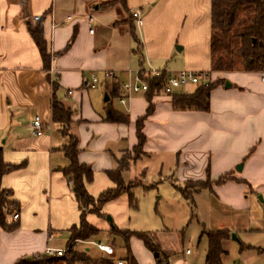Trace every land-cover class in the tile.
Listing matches in <instances>:
<instances>
[{
    "label": "crops",
    "instance_id": "crops-1",
    "mask_svg": "<svg viewBox=\"0 0 264 264\" xmlns=\"http://www.w3.org/2000/svg\"><path fill=\"white\" fill-rule=\"evenodd\" d=\"M110 1L0 0V148L6 163L20 165L0 181L2 188L11 190L10 200L18 205L14 212L18 214L16 228H0V264L42 253L47 246L66 248L68 229L78 223V204L60 170L68 163L61 150L68 138L60 132V125L51 121L53 93L71 110L69 133L78 139L79 162L93 170L86 189L96 197L114 187L106 171L115 168L120 156L137 143L135 123L148 106L145 91L131 94L120 103L123 82L135 77L145 81L154 77L152 71L165 76L182 69L206 73L211 81H228L230 86L223 82L210 91L208 111L178 109L172 106L169 95L160 91L152 95V111L142 126L143 152L130 161L122 179L129 182L139 178L141 182L148 169L143 157L159 156L155 167L159 179H169L176 188L208 179L209 187L193 193L207 191L219 204L238 211L249 208L254 199L264 201V71L210 70V0H125L126 8L119 3L105 4ZM134 10H140L141 25L130 19ZM34 15L41 18L50 54L47 70L28 31L27 22L35 23ZM106 70L115 78H104ZM91 73L100 78L94 89L87 86ZM97 88L111 96L107 100L97 94L91 96L89 90ZM113 98L120 108L113 105ZM108 105L127 114L128 123L105 121ZM35 116H39L43 129L38 136L31 128ZM131 168L139 172L127 180L125 174ZM223 175L230 178L216 184ZM104 205H128V197L122 193ZM99 219L104 220V216H86L88 223L108 233L110 223L102 224ZM121 226L116 227L125 229ZM226 230L229 235L230 230ZM96 242L106 243L96 235L75 241L73 248L91 257L97 250L111 257L113 264L117 260L130 264L125 257H115L113 244L106 243L114 249L112 255H106ZM133 242L141 249L133 248ZM129 248L134 264H158L159 259L162 264H183V259L191 264L188 257L193 253L189 248L186 254V247L181 250L182 257L172 260L171 252L160 243L155 255L135 236L130 237ZM250 249L264 251L239 242V253ZM225 253L223 248L221 264Z\"/></svg>",
    "mask_w": 264,
    "mask_h": 264
},
{
    "label": "trees",
    "instance_id": "trees-1",
    "mask_svg": "<svg viewBox=\"0 0 264 264\" xmlns=\"http://www.w3.org/2000/svg\"><path fill=\"white\" fill-rule=\"evenodd\" d=\"M119 3L126 8L125 0H112L105 4ZM49 12V11H48ZM130 19H133L130 15ZM28 31L32 37L42 59V67L47 70L49 68L50 54L47 50V44L43 37V28L41 18L32 24L27 22ZM133 33V32H132ZM73 37L68 42L71 43ZM210 70L214 72L225 71H264V0H210ZM238 65V66H237ZM164 79L162 74L159 77L147 78L148 106L143 116L139 117L135 123V133L137 143L131 150L126 151L129 154L135 152V156L120 157L116 167L106 171L107 176L114 182V187L101 191L96 197L90 195L86 189V183L93 178V170L90 165L80 163L78 160V139L76 135L69 133L71 124V110L56 98L54 93L50 101V117L51 121L60 125V132L67 136L68 141L61 148L68 163L60 170L70 182L71 190L78 204L79 219L78 223L72 225L69 229V239L65 251L61 256L40 255L38 259L34 256L18 259L13 264H57L64 262L71 264L81 262L86 264H113L111 257H91L85 251H77L73 248V243L77 240H89L98 235L100 230L88 223L86 216L89 213L103 217L102 212L104 203L125 193L128 197V207L136 208L137 201L133 195L132 189L139 185L133 183L126 189V184L122 179V173L129 167L131 160L136 159L142 154L145 135L142 132L143 121L152 111L151 97L159 93V88ZM224 79H216L211 81L209 75L203 73L199 82L195 84L192 92L175 91L169 96L171 104L178 109H196L201 111L209 110L210 91L217 85L222 84ZM115 88V84L112 85ZM55 91V85H53ZM111 96V93L108 94ZM110 99V97H109ZM108 103V102H107ZM104 120L116 123H128V115L114 110L111 106H107L104 113ZM20 165L9 164L3 160L2 149L0 148V181L2 176L10 172ZM228 175L218 178L215 183L220 184L228 180ZM132 181H139L136 178ZM209 187L210 180H205ZM201 184L202 181L187 182ZM184 185V186H185ZM183 186V187H184ZM183 187H179L181 194L188 198ZM200 187V188H202ZM199 189V188H198ZM11 190L1 187L0 184V228L11 231L17 226L13 213L18 210L16 202L10 200ZM190 198V197H189ZM110 235L115 238L119 237L125 247V258L134 264V258L130 252L129 239L132 236L140 239L145 247L152 253H157L159 243L155 236L149 232L134 231L130 229H119L114 224L109 229ZM207 238V247L205 252V264H221V255L223 253L222 240L228 238L226 229H214L202 231ZM162 260H158V264H162Z\"/></svg>",
    "mask_w": 264,
    "mask_h": 264
},
{
    "label": "rangeland",
    "instance_id": "rangeland-1",
    "mask_svg": "<svg viewBox=\"0 0 264 264\" xmlns=\"http://www.w3.org/2000/svg\"><path fill=\"white\" fill-rule=\"evenodd\" d=\"M238 66V65H237ZM194 84H187L181 88L184 92H191ZM90 95L99 96L102 100L105 95L100 88L89 90ZM112 103L120 108L121 104L113 98ZM135 156V152L129 154L123 153L120 157ZM159 156L151 158L143 157L147 162L148 169L143 180L131 181L126 184H139L132 189L136 198V208H129L128 205H104L102 212L105 213L104 220L109 222L106 217L112 218V223L116 226L124 227L134 231L149 232L157 238L161 246L171 252L172 260L182 257L181 250L186 247L191 248L193 253L188 257L191 264H203L204 251L207 247V238L202 231L226 228L230 230L228 239L225 240L223 248L226 250L222 258L223 264H264V251L259 253L257 249L242 251L239 253V242H245L255 246H260L264 250V201L253 200V205L244 210L230 209L219 202L207 191L194 194L193 191L206 185L205 181L201 184L188 183L183 188L188 198H185L180 190L172 185L169 179L158 177L156 159ZM163 172H166L167 163L164 164ZM139 170L133 172L131 168L129 173L125 174L128 180L137 176ZM104 208L107 210L105 211ZM100 232L98 238H101L108 244H113L115 248V257H125V247L119 237H113L98 227ZM108 235L112 237L108 241ZM234 235V237L232 236ZM81 246H79L80 248ZM91 249L93 245H89ZM137 251L141 249L140 245L132 244ZM65 249V247H62ZM244 253V254H242ZM91 255L94 257H105L97 250H93ZM57 264H66L60 262ZM75 264V263H71Z\"/></svg>",
    "mask_w": 264,
    "mask_h": 264
},
{
    "label": "built area",
    "instance_id": "built-area-1",
    "mask_svg": "<svg viewBox=\"0 0 264 264\" xmlns=\"http://www.w3.org/2000/svg\"><path fill=\"white\" fill-rule=\"evenodd\" d=\"M18 14L21 15V12H19ZM131 15L137 25L142 24L140 10L132 11ZM33 19L37 21L40 19V16L34 15ZM89 32H92V29H90ZM152 75L154 77H159L162 75V72L152 71ZM202 75H203L202 72H195V71L186 70V69L179 70L175 73L167 74L164 76V79L160 85L159 91L165 95H170L173 92L178 91L179 89H181L187 84H194V85L197 84L200 78L202 77ZM103 76L106 79L115 78L114 73L108 70L103 72ZM99 82H100V78L98 77V75L95 73H91L87 86L90 89H94L98 86ZM147 89H148L147 82L140 79L139 77H135L133 80H127L121 84L122 96L118 98V101L124 104L129 95L134 94V93L143 92V91H146ZM67 92L71 93L72 91L68 90ZM31 128H32L33 135L38 136L42 134L43 129H42V124H41L39 116L34 117L32 124H31ZM17 217H18V214L14 213L13 218H17ZM96 246L100 251L104 252L106 255H112L114 253L113 247L106 243L96 242ZM64 251L65 249L53 248V247L47 246L42 253H37L34 255V257L38 259L40 255L42 254L61 256ZM185 253L186 254L190 253V249L186 248ZM182 262L183 264H188L186 259H183ZM116 264H123V261L117 260ZM164 264H169V263H164ZM233 264H240V263L237 262Z\"/></svg>",
    "mask_w": 264,
    "mask_h": 264
},
{
    "label": "water",
    "instance_id": "water-1",
    "mask_svg": "<svg viewBox=\"0 0 264 264\" xmlns=\"http://www.w3.org/2000/svg\"><path fill=\"white\" fill-rule=\"evenodd\" d=\"M224 86L228 87V86H230V83L225 80L224 81ZM107 99H108V96L105 94L104 95V100H107ZM240 166H241V164L237 165L235 168L238 170V169H240ZM259 199L262 200L260 196H259ZM106 219L109 221L110 225L112 226L113 225L112 218L110 216H107ZM232 236L234 237V235H232ZM155 255H157V253H155Z\"/></svg>",
    "mask_w": 264,
    "mask_h": 264
}]
</instances>
